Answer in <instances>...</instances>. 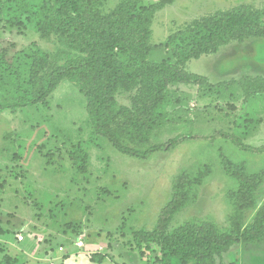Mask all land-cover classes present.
I'll return each mask as SVG.
<instances>
[{
    "label": "rangeland",
    "instance_id": "obj_1",
    "mask_svg": "<svg viewBox=\"0 0 264 264\" xmlns=\"http://www.w3.org/2000/svg\"><path fill=\"white\" fill-rule=\"evenodd\" d=\"M121 1L107 0L103 9ZM241 3L264 9V0H175L153 19L148 60L175 63L165 46L172 32ZM37 49L54 65L75 53L57 33L42 38L34 22L25 18L23 25L11 24L1 11V104L14 102L27 89L25 54ZM185 69L209 82L171 81L163 101L142 102L139 86L116 95L118 106L131 116L142 104L155 107L151 119L157 123L144 142H129L133 147L197 136L148 159L118 151L92 127L86 98L70 79L45 103L0 112V264H67L73 253H85L80 264H160V246L152 243V255L142 257L138 237L156 226L171 233L194 217L235 239L216 256V264H264V222L258 221L264 151L255 150L264 146V81L216 91L221 81L264 76V37L234 41L188 61ZM77 149L83 151L85 171L72 158ZM252 236L260 238L247 241Z\"/></svg>",
    "mask_w": 264,
    "mask_h": 264
},
{
    "label": "trees",
    "instance_id": "obj_2",
    "mask_svg": "<svg viewBox=\"0 0 264 264\" xmlns=\"http://www.w3.org/2000/svg\"><path fill=\"white\" fill-rule=\"evenodd\" d=\"M106 1L6 0V6L0 5V12L5 10L9 23L23 25L26 18L34 22L42 38L57 33L75 52L67 54L62 64L55 65L50 64V55L40 49L26 53L29 85L14 102L0 103V112L45 103L64 79H70L80 85V92L86 98L92 127L124 154L148 159L187 138H197L191 134L178 135L145 149L133 147L129 142H144L157 123L158 119H151L155 107L142 104L131 116L127 107L118 106L117 93L139 86L138 97L142 102L163 101L171 81L207 84L208 77L186 70L185 64L202 55L214 54L234 41L264 37V9L241 3L193 20L167 38L165 46L171 47L175 63H169L170 59L157 63L148 60L152 50L153 19L175 0H159L148 5L142 4V0H122L105 11ZM255 75L221 81L216 91L220 93L237 83L264 81V76ZM255 150L264 151V146ZM72 158L77 167L85 171L83 151L75 150ZM242 196L254 205L246 190L242 191ZM196 197L197 193L194 199ZM258 221L264 222V205L258 211ZM256 238L260 237L252 236L247 241ZM234 241L231 233L221 231L210 221L194 217L171 233H164L159 226L144 232L138 237V250L147 258L154 252L152 243H157L161 249L160 264H216V256H222Z\"/></svg>",
    "mask_w": 264,
    "mask_h": 264
},
{
    "label": "crops",
    "instance_id": "obj_3",
    "mask_svg": "<svg viewBox=\"0 0 264 264\" xmlns=\"http://www.w3.org/2000/svg\"><path fill=\"white\" fill-rule=\"evenodd\" d=\"M31 244L33 245L34 243L31 242ZM31 244L29 246H31ZM32 247V246H31ZM35 246H33L34 248ZM78 247V246H77ZM79 248V247H78ZM81 253L79 254H75L73 253L71 255V257L69 259L66 260L67 264H80L81 261H85V253H82V256H80ZM39 257V256H38ZM90 263L92 264V262L90 261Z\"/></svg>",
    "mask_w": 264,
    "mask_h": 264
},
{
    "label": "built area",
    "instance_id": "obj_4",
    "mask_svg": "<svg viewBox=\"0 0 264 264\" xmlns=\"http://www.w3.org/2000/svg\"><path fill=\"white\" fill-rule=\"evenodd\" d=\"M78 247H83L84 246V242L83 241H79L78 244H77ZM50 264H56L55 262L51 261Z\"/></svg>",
    "mask_w": 264,
    "mask_h": 264
}]
</instances>
